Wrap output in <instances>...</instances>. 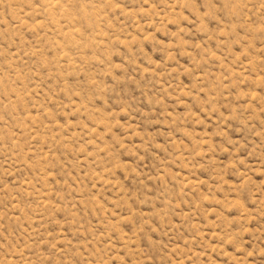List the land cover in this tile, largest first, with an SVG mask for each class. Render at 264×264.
Returning <instances> with one entry per match:
<instances>
[{"label": "rangeland", "instance_id": "obj_1", "mask_svg": "<svg viewBox=\"0 0 264 264\" xmlns=\"http://www.w3.org/2000/svg\"><path fill=\"white\" fill-rule=\"evenodd\" d=\"M0 264H264V0H0Z\"/></svg>", "mask_w": 264, "mask_h": 264}]
</instances>
